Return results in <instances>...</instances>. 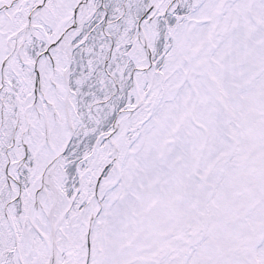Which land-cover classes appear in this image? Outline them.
<instances>
[{
	"label": "snow or ice",
	"instance_id": "obj_1",
	"mask_svg": "<svg viewBox=\"0 0 264 264\" xmlns=\"http://www.w3.org/2000/svg\"><path fill=\"white\" fill-rule=\"evenodd\" d=\"M0 264H264V0H0Z\"/></svg>",
	"mask_w": 264,
	"mask_h": 264
}]
</instances>
